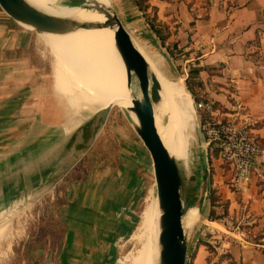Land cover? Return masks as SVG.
<instances>
[{
    "label": "crops",
    "instance_id": "1",
    "mask_svg": "<svg viewBox=\"0 0 264 264\" xmlns=\"http://www.w3.org/2000/svg\"><path fill=\"white\" fill-rule=\"evenodd\" d=\"M115 1L121 21V14L130 11L143 31L150 27L148 17L166 37L165 43L180 50L187 66L193 59L200 96L213 100L216 118L249 122L263 152L257 171L240 186L243 192H227L226 198L229 212L245 208L252 229L264 232V0H146L144 14L133 0ZM0 11L8 17L1 6ZM25 31L12 29L0 18V202L48 185L57 172L77 164L94 131V124L81 129L57 123L55 102L46 86L35 84L31 56L23 52L28 44ZM97 173L91 184L94 190H81L73 198L81 211L72 210L68 216L64 264H95L98 253L106 251L108 241L102 232L112 231L109 224L123 204L122 189L111 176ZM211 208L209 203L207 217ZM190 217L197 221L199 214L192 212ZM235 237L220 264H264V236L254 243ZM207 255L205 246H198L193 264H205ZM134 258L133 252L130 264Z\"/></svg>",
    "mask_w": 264,
    "mask_h": 264
},
{
    "label": "rangeland",
    "instance_id": "2",
    "mask_svg": "<svg viewBox=\"0 0 264 264\" xmlns=\"http://www.w3.org/2000/svg\"><path fill=\"white\" fill-rule=\"evenodd\" d=\"M133 1L136 3V0ZM109 2L115 11H120L119 4L115 0ZM146 5L145 0L141 5L143 10L137 6L143 14ZM39 10L51 15L48 10ZM129 12L127 16L121 14L122 22L129 28L139 31L134 33L138 42L155 57L160 72L174 81L180 80L191 101L194 124L189 128L187 155L190 168H185L180 163L184 178L182 194L186 197L191 186H195L200 198L199 211H196L199 218L195 221L190 217L193 222L185 230L187 240L191 239V252L187 253V264L194 263L196 249L200 245H204L208 251L205 264H210L212 259L214 260L212 264H220L225 256L227 257L225 254L227 246L233 244V241H230L231 237L237 238L236 235H241L246 241L254 243L260 241L264 232L252 229V224L247 221L249 216L245 208L238 212L235 210L229 212L230 202L226 198L227 192H243V189L233 183L228 164L219 158L215 150L209 148L205 137L201 140L197 133L199 126L202 130L201 119L206 113L197 110L194 102L210 99L200 96L198 86L201 83L197 77L191 78L189 83L191 91L188 89L186 79L189 70L197 69L193 59L190 66H187L189 62L181 60L180 50L173 44L165 43L166 37L161 34L157 26L155 28L158 32L151 31L150 27L146 26L140 31L136 24L137 15ZM68 14L67 22H71L72 17ZM126 17L129 19L127 20ZM0 18L10 22L12 29L31 30V32L27 30L28 33L25 31L28 44L23 52L31 56V66L35 70V84L46 86L50 93L49 98L55 102L57 123L65 122L70 124L71 128L81 129L85 125L94 124L95 131V136L77 164L64 173L57 172L55 179H52L48 185L34 188L26 192L23 197L13 200L4 199L0 202V231L3 233L0 236V264H64L63 244L65 228L69 223L68 216L71 215L72 210L76 213L81 211L78 205H74L73 198L79 197L81 190L84 192L89 188L94 190L91 184L93 185L97 172L106 174V177L111 176L120 186L123 204L118 210V216L109 224L112 231L106 228L105 232H102L109 243L105 242L106 251L102 255L98 253L95 264H130L134 252L131 235L135 228L140 230L143 226L142 218L147 211L146 206L149 201L148 192L155 183L152 160L135 130L134 120L130 113L123 109L118 94L114 106L104 119L100 115L101 110L93 112L90 116H86V113L72 115L71 106L65 99L60 98L54 89V56L49 46L43 42V34L28 25L22 26L1 11ZM148 19L147 17L146 20ZM72 29L76 42L75 26H72ZM133 76V83L136 85H132L133 78L130 85L139 92L138 80L134 73ZM149 77L151 81V75ZM213 106H215L214 102ZM160 122L166 127L167 117H162ZM171 133L170 135L176 137L175 130H171ZM203 152H206V166L203 164ZM185 165L188 166L187 163ZM154 191L156 193L155 187ZM211 200L215 201L213 216H219L217 219H210L205 215ZM108 244L109 250H107Z\"/></svg>",
    "mask_w": 264,
    "mask_h": 264
},
{
    "label": "bare ground",
    "instance_id": "3",
    "mask_svg": "<svg viewBox=\"0 0 264 264\" xmlns=\"http://www.w3.org/2000/svg\"><path fill=\"white\" fill-rule=\"evenodd\" d=\"M23 1L35 8L48 10L52 16L65 21H67L68 13L77 23L105 20L103 15L90 9L88 7L90 5L86 4L85 0ZM90 1L113 8L109 0ZM124 26L129 31L133 45L146 61L148 74L154 75L158 82L159 100L153 104L157 131L171 156L177 162L182 163L185 168H190L187 150L190 138L189 128L194 124V117L191 101L184 85L180 80L174 81L164 76L158 69L155 57L138 42L134 33H139V31L129 28L125 24ZM75 30L76 42L72 27L65 33H43L42 35L43 42L49 46L51 54L54 56V89L60 98L65 99L71 106L69 107L72 115L81 113L85 115L86 113V116H90L93 112L114 105L118 94L123 109L130 113L136 124V117L129 107L132 98H139L140 94L130 84L126 86L125 66L114 44V29L75 26ZM131 76L133 78L132 85L135 86L133 73ZM134 91H136L135 94ZM164 116L168 120L166 127H163L160 122ZM171 130H175L176 137L170 135ZM185 163H187V167ZM154 187L155 183L148 192L149 201L146 206L147 211L142 218L143 226L137 232L133 242L135 258L132 264H159L157 252L160 251V211ZM196 189L197 187L191 186L187 197H185V200H189V207L182 216L184 230H187L193 222L190 219L191 213L195 214L196 211H199L200 195ZM182 199H184L183 194ZM1 235L3 233L0 231Z\"/></svg>",
    "mask_w": 264,
    "mask_h": 264
},
{
    "label": "water",
    "instance_id": "4",
    "mask_svg": "<svg viewBox=\"0 0 264 264\" xmlns=\"http://www.w3.org/2000/svg\"><path fill=\"white\" fill-rule=\"evenodd\" d=\"M85 3L90 5L88 6L90 9L103 15L105 20L86 23H77L74 20L67 22L44 13L23 0H0L1 8L14 21L22 26L28 25L41 34L65 33L72 26L79 28L110 27L114 29V44L125 66L126 86L131 82L132 73L135 74L138 80L140 97L132 98L129 110L136 117L135 130L152 160L158 209L160 211L159 264H186L187 236L183 228L182 216L189 207V200L182 199L183 175L180 163L171 156L165 147L155 124L153 104L159 100L158 82L154 75L151 76L150 81L147 63L133 45L129 31L115 9L90 0H85ZM26 29L31 32L30 29ZM113 106L109 105L100 111L103 119ZM197 133L201 140H204L200 126ZM94 136L95 131H93L89 144ZM89 144L86 146L87 148ZM202 159L204 166H206V152H203Z\"/></svg>",
    "mask_w": 264,
    "mask_h": 264
},
{
    "label": "built area",
    "instance_id": "5",
    "mask_svg": "<svg viewBox=\"0 0 264 264\" xmlns=\"http://www.w3.org/2000/svg\"><path fill=\"white\" fill-rule=\"evenodd\" d=\"M194 106L206 113L201 119L206 143L228 164L233 183L242 186L257 171L258 158L263 152L251 135L249 122L246 119H217L213 102L210 100H198L194 102Z\"/></svg>",
    "mask_w": 264,
    "mask_h": 264
},
{
    "label": "trees",
    "instance_id": "6",
    "mask_svg": "<svg viewBox=\"0 0 264 264\" xmlns=\"http://www.w3.org/2000/svg\"><path fill=\"white\" fill-rule=\"evenodd\" d=\"M145 0H136V4H137V6H139V9L140 10H143L142 9V3L144 2ZM145 7H147V5L145 6ZM144 7V8H145ZM148 23H149V25H150V27H151V29L153 30V31H156V32H158V30L155 28V26H154V23L152 22V20L151 19H148ZM175 46V45H174ZM197 75H198V69H190L189 70V73H188V77H187V79H186V84H187V86H188V89L191 91V88H190V86H189V83H190V81H191V78L192 77H197ZM197 85H199V83L197 84ZM212 195V194H211ZM214 205H215V201L213 200H211V210H210V213H209V215H208V218H210V219H217L219 216H213L214 215V210H213V207H214Z\"/></svg>",
    "mask_w": 264,
    "mask_h": 264
}]
</instances>
